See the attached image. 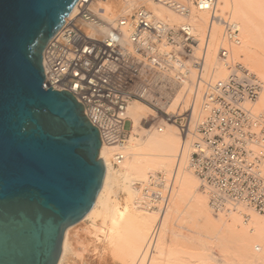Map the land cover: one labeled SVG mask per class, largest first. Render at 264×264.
Masks as SVG:
<instances>
[{"label": "built area", "instance_id": "built-area-1", "mask_svg": "<svg viewBox=\"0 0 264 264\" xmlns=\"http://www.w3.org/2000/svg\"><path fill=\"white\" fill-rule=\"evenodd\" d=\"M92 1L49 41L45 85L72 91L108 145L128 139L134 124L129 106L144 102L154 119L179 128L183 146L190 148L188 167L215 214L238 212L245 222L252 212L264 215V108L257 106L264 80L234 56L242 35L233 16L222 12L219 0H154L185 22L172 24L141 5L103 30L105 19ZM200 12L209 15L205 33L192 21ZM214 23L222 26V37L210 68ZM221 68L224 76L216 74ZM125 158L119 151L114 162ZM179 164L172 172H150L142 207L163 210L170 204Z\"/></svg>", "mask_w": 264, "mask_h": 264}, {"label": "water", "instance_id": "water-1", "mask_svg": "<svg viewBox=\"0 0 264 264\" xmlns=\"http://www.w3.org/2000/svg\"><path fill=\"white\" fill-rule=\"evenodd\" d=\"M79 0H0V264H58L107 167L100 128L44 52Z\"/></svg>", "mask_w": 264, "mask_h": 264}, {"label": "bare ground", "instance_id": "bare-ground-1", "mask_svg": "<svg viewBox=\"0 0 264 264\" xmlns=\"http://www.w3.org/2000/svg\"><path fill=\"white\" fill-rule=\"evenodd\" d=\"M87 1L91 0H79L67 19L75 16ZM127 1H134L132 4L137 2L141 6L140 0H93L91 7L108 23H113L118 18L117 11L121 9V6L126 5ZM132 4L129 3L128 6L126 5L128 11L132 10ZM146 4L148 5L146 7L151 9L156 15L172 24L180 25L186 20L166 6H160L152 1H148ZM263 5L264 0H219V6L223 11L231 8V14L239 24L241 35H243V43L234 46V56L236 58L237 56L239 58L241 56L243 58L241 60L245 61L251 68H255L262 76H264V45H260L263 44L261 42H264V39H262L264 36ZM192 21L194 22L196 31L205 33L209 24V15L206 12L197 13L192 18ZM102 28L104 30L107 29L105 25ZM221 37L222 26L219 23H214L208 57V65L210 68L216 65L217 50ZM260 47H263V50ZM216 74L218 76H224L226 69L221 68ZM262 97L264 98V92L261 94L258 102L263 99ZM180 98L181 96L173 102L172 109L178 106ZM141 102L133 101L129 106L130 116L133 118L134 124L131 135L126 140L127 142L125 141L126 143H123L125 144L124 149L121 147L119 148L120 150L114 148L117 147L116 145L123 144L102 145L101 157L105 160L107 167L103 187L93 208L81 221L67 229L63 253L58 264L68 263L70 258L69 254L77 246L76 244L79 242L84 231L90 229L92 225L98 227L99 219L102 221V226H99L100 232L104 234L105 237L103 238H106L107 241L105 242L102 253L103 259L106 262L110 264H164L158 263V261L164 259L168 261V259L172 260V258L175 260L176 257H182V255H176L177 252L180 253L181 249L178 251L177 249L179 248L174 247L173 249V245L170 247L167 244L169 238L168 232L171 229L170 219L176 213L184 211L201 216L208 229L207 233L209 231L213 232L214 237L217 238L215 239L213 237V239L217 242L219 240L222 245L228 247L232 252H240L242 255L248 252V254H257L263 258L264 251L258 253L255 247L257 244H264V216L252 212L250 221L245 222L244 219L242 220L241 213L235 212L230 215H222L223 218L219 217L221 221L215 220L208 209L207 196L205 193H202L203 191L200 192L198 188L197 178L186 170L187 166L182 165L183 167L181 169L183 158H185L184 162L186 163L190 152L189 147L183 146L180 138L181 134L173 126H170L171 128H167L162 132L155 129L156 131L147 134L144 138L138 136V132L135 129L139 124L143 123L147 111L150 110L149 108H145V104ZM114 150L115 154L119 151L126 153V158L119 164L118 168H115L113 165L111 157L112 151ZM181 153L183 155L180 160ZM178 164L177 181L179 187L176 191L177 196H175V201L171 205H168V208L166 207L163 210L157 209L159 211H165L167 209L161 216L151 210L152 208L142 207L140 205L143 194L141 189L143 190V186L150 172L159 171L161 168H166V170L170 171L175 165V168L178 167ZM114 176L120 177V183L127 192L126 199L123 202L117 197L113 198L111 196L110 191L114 183L112 180ZM222 219L225 220L222 221ZM158 224L159 227H157ZM237 258L240 261L241 257ZM238 261L236 262L238 263ZM183 262L170 264H191Z\"/></svg>", "mask_w": 264, "mask_h": 264}, {"label": "rangeland", "instance_id": "rangeland-1", "mask_svg": "<svg viewBox=\"0 0 264 264\" xmlns=\"http://www.w3.org/2000/svg\"><path fill=\"white\" fill-rule=\"evenodd\" d=\"M140 1H141V5L145 4V6H147V7H148V5L146 3L148 1L149 2L152 1L153 3H157L160 6L164 7V5L158 3L154 0H140ZM129 3L132 4V3H134V1H129V2L127 1L126 5L128 6ZM126 5H124L123 7L121 6V9L119 11H117L118 15L117 14L116 15L118 17H120L122 15H131L135 11V9H137L139 7V4L136 2L135 4L131 5L132 10L128 11V9L126 8ZM262 7L264 8V5ZM227 9H228V10H226V11H228L227 13L231 14V8H227ZM226 11L222 10V12H225V13H226ZM113 18H114V16H113ZM104 22L106 24L105 27L108 28L110 23H108L106 20ZM101 28H102V26H101ZM242 37H243V35H242ZM262 39H264V36ZM242 40H243V38H242ZM261 43H263V44L260 46H263L264 42H261ZM263 47H260V49L263 50ZM263 52H264V50H263ZM237 58H239V56H237ZM215 59H216V57H215ZM241 59H243V58L240 56L239 60H241ZM241 61L245 65H247L251 70H254L255 73L258 74L261 78L264 79V76H262L258 71H256L255 68L254 69L251 68V66L246 64L245 61H243V60H241ZM138 102H140V101H138ZM141 103L145 104L143 102H141ZM257 105L260 109L264 108V98L261 99ZM145 108H149L150 110L147 111V115L144 118L143 123L139 124L135 129V131L138 132V136L144 138L147 136V134H150L151 132H154L156 130L159 131L158 126H160V125H164V131L167 128H171L170 126H173V128L176 131H178L179 134H181L179 128L176 125H174L172 123L160 122V121H157L156 119H154L153 118L154 111L147 104H145ZM129 116H130V111H129ZM130 126H131L130 122H127V127L130 128ZM159 132H162V131H159ZM130 135H131V133H130ZM180 138L182 140V135ZM116 146L117 147H114V146L113 147L116 148L117 150H120L119 149L120 147L122 149H124L125 144L116 145ZM187 147H189V146H187ZM114 154H115V150L112 151L111 157L113 160V165L115 166V168L116 167L118 168L119 164H116L114 162V159H115ZM183 159L185 160V158H183ZM184 160L181 162V169L183 166H187L186 170L189 171L190 173H192L197 178L198 185H199L198 188H199L200 192H202V190L200 189L199 178L188 167V157L186 159V163L184 162ZM175 166L173 169H171L172 171L175 169ZM159 170L169 171V170H166V168H164V169L161 168ZM112 180L114 182V183L112 182L114 185L112 184V186H111V191H110L111 196H113V198L117 197L122 202L125 201L126 196H127V192L123 188V185L120 183L121 182L120 177L114 176V179L112 178ZM178 185H179V183L177 181L176 185H175L176 190L174 189V194H173V197H172L169 205H171V203L175 201L174 199L176 198L175 196H177L176 191L178 190V187H179ZM112 187H113V189H112ZM112 190L113 191L115 190L114 193ZM141 191H142V189H141ZM202 193H204V192H202ZM207 206H208V209H209L212 217L215 220L221 221L220 218H223V216L217 215L211 210L210 206L208 205V197H207ZM151 210H153L155 213H157V214H159V216H161L163 214V212H165L167 209L165 211H159L157 209H151ZM259 215L264 216L261 214H259ZM202 219L203 218L201 216H198L194 213L185 212V211L184 212H178L175 215H173L170 219L171 229H169V232H168L169 238L167 240V244H169L168 246H170V247H172V245H173V247H172L173 249H174V247L179 248V249H177L178 251L181 249L180 250L181 254L179 252H177L176 255H182V257L178 256V258L177 257L175 258V260L178 259L177 261H179V262L175 261L172 258V260L168 259V261L165 259H164L165 261L160 260V261H158V263L170 264V263H180V262L184 261L183 263H191V264H236L237 263L236 261H238L237 257H239V258L241 257L240 258L241 263H240V261H238L237 264H264V257L261 258L257 254L252 255L250 253L251 254L250 255V254H248V252H245V254L242 255V254H240V252H232L231 250H229L228 247H225V245H222V243L219 242V240L217 242L216 240L213 239V237H214L213 232L209 231L210 235L211 234L212 235L211 236L208 235L209 236L208 237L207 236V234H209V233H207L208 229L205 226L204 219L203 220ZM225 219H222V221ZM99 220L100 221H99L98 227L92 225V227L90 229H87L86 231H84L85 234L83 233L82 237L79 239V242L76 244L77 246H75V249H74L75 251L72 250L70 252V254H69L70 258H69V261L67 264H110V263L106 262L102 256L103 255L102 253H103V250L105 247L104 245H105V242H107V241H106V238H103V237H105L104 234L102 232H100L101 230L99 229V226H102V221H101V219H99ZM242 220H243V218H242ZM226 221H227V219H226ZM203 225H204V227H203ZM157 227H159V224ZM94 230H95V232H94ZM205 233H207V234H205ZM101 234H102V236H101ZM83 236H85V237H83ZM82 238H84L85 241H84V239L82 240ZM214 238L217 239L216 237H214ZM261 245L264 247V244H261ZM263 247L261 250H259L260 252L257 249H256V251L258 253H261V251L263 252L264 251Z\"/></svg>", "mask_w": 264, "mask_h": 264}]
</instances>
